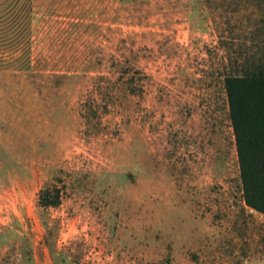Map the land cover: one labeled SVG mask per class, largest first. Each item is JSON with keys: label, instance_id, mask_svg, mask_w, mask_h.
Returning <instances> with one entry per match:
<instances>
[{"label": "rangeland", "instance_id": "rangeland-1", "mask_svg": "<svg viewBox=\"0 0 264 264\" xmlns=\"http://www.w3.org/2000/svg\"><path fill=\"white\" fill-rule=\"evenodd\" d=\"M22 7L30 69L0 70V264H264L224 89L264 68V0Z\"/></svg>", "mask_w": 264, "mask_h": 264}, {"label": "trees", "instance_id": "trees-1", "mask_svg": "<svg viewBox=\"0 0 264 264\" xmlns=\"http://www.w3.org/2000/svg\"><path fill=\"white\" fill-rule=\"evenodd\" d=\"M4 5H0V70L27 71L31 63L26 12L23 7L21 10V0L10 9ZM224 89L243 200L247 207L264 215V68L227 77ZM38 203L43 208L58 206V190H41Z\"/></svg>", "mask_w": 264, "mask_h": 264}]
</instances>
